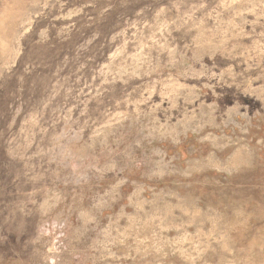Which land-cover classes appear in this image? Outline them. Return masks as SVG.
Returning a JSON list of instances; mask_svg holds the SVG:
<instances>
[{"label":"rangeland","instance_id":"1","mask_svg":"<svg viewBox=\"0 0 264 264\" xmlns=\"http://www.w3.org/2000/svg\"><path fill=\"white\" fill-rule=\"evenodd\" d=\"M0 264H264V0H0Z\"/></svg>","mask_w":264,"mask_h":264}]
</instances>
